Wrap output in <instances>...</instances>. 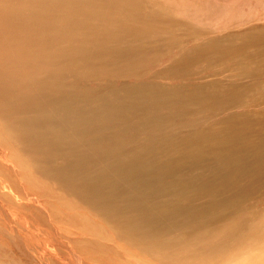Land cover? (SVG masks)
Wrapping results in <instances>:
<instances>
[{
    "label": "rangeland",
    "instance_id": "rangeland-1",
    "mask_svg": "<svg viewBox=\"0 0 264 264\" xmlns=\"http://www.w3.org/2000/svg\"><path fill=\"white\" fill-rule=\"evenodd\" d=\"M0 33V264H264V0H0Z\"/></svg>",
    "mask_w": 264,
    "mask_h": 264
},
{
    "label": "bare ground",
    "instance_id": "bare-ground-1",
    "mask_svg": "<svg viewBox=\"0 0 264 264\" xmlns=\"http://www.w3.org/2000/svg\"><path fill=\"white\" fill-rule=\"evenodd\" d=\"M74 8H75V7H74ZM70 9H71V8H70ZM53 11L55 12V10H53ZM70 11H71V10H70ZM51 12H52V10H51ZM60 14H61V13H60V10L58 9V12H57V20H60V19H61ZM19 15H21V14H19ZM53 15H54V13H53ZM16 16H18V15H16ZM55 16H56V15H55ZM18 17H19V16H18ZM18 17H16V18H18ZM24 19H25V17H24ZM16 20H17V19H16ZM21 20H22V19H21ZM12 21H14V20L12 19ZM27 21H28V20H27ZM65 21H66V20H65ZM15 23H16V22H15ZM15 23H13V24H15ZM27 23H28V22H27ZM29 23H30V22H29ZM31 23H33V22H31ZM64 23H65V22H64ZM232 23H233V22H232ZM17 24H18V23H17ZM17 24H16V25H17ZM21 24H22V23H21ZM24 24H26V23H24ZM24 24H23V25H24ZM19 25H20V24H19ZM3 26H4V25H3ZM21 26H22V25H21ZM24 26H25V25H24ZM39 26H40V25H39ZM15 27H16V26H14V29L18 28V27H16V28H15ZM19 27H20V26H19ZM59 27L62 29L63 26L59 24ZM31 28H33V27H31ZM6 29H8V28H6ZM11 29H12V28H11ZM11 29H10V30H11ZM37 29H38V28H37ZM41 29H42V28H41ZM23 30H24V29H23ZM27 30H28V29H27ZM31 30H33V29H31ZM34 30H35V29H34ZM62 30H63V29H62ZM8 31H9V29H8ZM12 31H13V30H12ZM25 31H26V30H24L23 32L25 33ZM89 31H90V30H89ZM10 32H11V31H10ZM14 32H15V31H14ZM14 32H13V33H14ZM27 32L30 33L29 31H27ZM27 32H26V33H27ZM33 32H34V31H33ZM33 32H32V33H33ZM95 32H97V30H96ZM8 33H9V32H8ZM8 33H7V34H8ZM13 33L11 32L10 34H13ZM32 33H31V35H32ZM40 33H41V32H40ZM0 34H1V33H0ZM7 34H6V35H7ZM18 34H19V33H18ZM34 34H35V32H34ZM36 34H37V32H36ZM97 34H99V33L97 32ZM102 34H104V33H102ZM102 34H101V35H102ZM20 35H21V34H20ZM73 35H74V34H73ZM82 35H83V34H82V31H81V32L79 33V36H78V39H79V40L82 39ZM105 35H106V34H105ZM108 35H109V34H108ZM17 36H18V35H17ZM25 36H26V35H25ZM34 36H35V35H34ZM48 36H50V35L48 34ZM54 36H55V35H54ZM74 36H75V38H76V35H74ZM97 36H98V35H97ZM99 36H100V35H99ZM55 37H56V36H55ZM57 37H58V36H57ZM59 37H60V36H59ZM109 37H110V36H109ZM20 38H21V36H20ZM28 38H31V37L28 36ZM45 38H46V37H45ZM52 38H54V37H52ZM72 38H73V37H72ZM83 38H86V41L88 40L87 42L90 41L89 38L86 37L85 35H83ZM87 38H88V39H87ZM96 38H97V37H96ZM101 38H102V37H101ZM114 38H115V36L113 37V39H112V38H109V39H106V40L109 41L110 43H112L113 46H114V45H120V42H119V41H120V37H116L117 40H115ZM18 39H19V38H18ZM25 39H26V37H25ZM34 39H35V38L32 39L33 43H34V41H35ZM39 39H41V38L39 37ZM76 39H77V38H76ZM94 39H95V38H94ZM97 39H98V38H97ZM57 40H58V39H57ZM118 40H119V41H118ZM20 41H21V40H20ZM37 41H38V40H37ZM74 41H75V43H76V41H78V40H75V39H74ZM23 42H24V41H23ZM26 42H27V41H26ZM97 42H99V40H98ZM28 43H31V42H28ZM35 43H36V42H35ZM47 43H48V42H47ZM83 43H85V42H83ZM100 43H102V42H100ZM21 44H22V43H21ZM39 44H40V43H39ZM44 44H45V43H44ZM87 44H88V43H87ZM87 44H86V45H87ZM23 45H24V44H23ZM32 45H33V44H32ZM60 45H61V44H60ZM62 45H63V44H62ZM62 45H61V46H62ZM76 45H77V43H76ZM81 45H82V44H81ZM94 45L97 46L98 43H97V44L95 43ZM110 45H111V44H110ZM29 46H30V45H28V47H29ZM39 46H40V45H39ZM43 46H45V45H43ZM69 46H70V45H69ZM87 46H88V45H87ZM102 46H103V45H100V44H99V48H100L101 51H102V48H103ZM41 47H42V45H41ZM41 47H40V48H41ZM88 47H90V46H88ZM18 48H19V46H18ZM42 48H43V47H42ZM45 48H47V46H45ZM54 48H55V47H54ZM65 48H66V47H65ZM96 48H97V47H95V49H96ZM105 48H106V47H105ZM20 49H21V48H20ZM30 49H31V48L29 47V51H30ZM90 49H91V48H90ZM93 49H94V48H93ZM26 50H27V47H26ZM67 50H68V49H67ZM87 50H89V49H87ZM2 51H3V50H2ZM4 51H5V50H4ZM21 51H22V49H21ZM23 51H25V50H23ZM35 51H36V49H35ZM39 51H40V49H39ZM44 51H45V49H44ZM54 51H55V50H54ZM5 52H6V51H5ZM25 52H26V51H25ZM25 52L20 53V54H18V53L15 54V56H13V57H14L13 59H10V58L8 57L7 60H8L9 65H11L12 68H15L14 65H16L18 62H20V58L22 59V56L25 54ZM40 52H41V51H40ZM73 52H74V51H73ZM81 52H82V51H81ZM8 53H10V52H8ZM27 53H28V52H27ZM33 53H34V52H33ZM78 53H79V52H78ZM91 53H95V50H94V52H91ZM91 53H89V54H91ZM11 54H12V53H11ZM36 54H37V52H36ZM36 54H35V55H36ZM49 54H50V49H46V52L42 54V58H43V59H41V60L39 59L40 64L44 65V63H45L46 61L52 59V58H50ZM52 54H53V53H52ZM89 54H86L85 57L90 58V59L93 61V64H95L96 66L102 64L103 61H101V59L104 58V57L101 58L99 55H98L97 57H91V56H89ZM28 55H29V54H28ZM30 55H31V54H30ZM1 56L3 57L4 55H1ZM7 56H9V55L7 54ZM10 56H11V55H10ZM38 56H39V54H38ZM11 57H12V56H11ZM32 57H33V56H32ZM32 57H31V60H32ZM74 57H75V56H74ZM79 57H80V56H79ZM24 58H25V57H24ZM49 58H50V59H49ZM109 58H110V57H109ZM2 59H3V58H2ZM2 59L0 58V60H2ZM69 59H71V58H69ZM97 59H98L99 61H101L100 64H96V63H94L95 60H97ZM117 59H118V58H117ZM3 60H4V59H3ZM57 60H58V59H57ZM65 60L67 61L68 59H66V57H65ZM109 60H110V59H109ZM112 60H113V58H112ZM27 61H28V60H27ZM54 61H55V60H54ZM59 61H62V60H59ZM69 61H70V60H69ZM114 61H115V60H114ZM118 61H119V60H118ZM39 62H35L34 60H32V63H34V64H39ZM51 62H52V61H51ZM116 62H117V61H116ZM5 63H6V62H5ZM61 63H62V62H61ZM85 63H86V62H85ZM34 64H33V65H34ZM68 64H69V63H68ZM73 64H74V63H73ZM80 64H81V63H80ZM38 66H39V65H38ZM103 66H104V65H103ZM19 67H20V65H19ZM59 67H60V66H59ZM62 67H63V66H62ZM81 67H82V66H81ZM84 67H85V66H84ZM86 67H87V66H86ZM86 67H85V68H86ZM40 68H41V67H40ZM52 68H53V67H52ZM52 68H51V69H52ZM91 68H92V67H91ZM34 69H35V68H34ZM36 69H38V68H36ZM63 69L65 70V72H69V71H70V67H69V65H67V63L64 64ZM63 69H62V70H63ZM21 70H22V69H21ZM64 70H63V71H64ZM48 71H49V70H48ZM53 71H54V70H53ZM48 73H49V72H48ZM49 74H50V73H49ZM49 74H48V75H49ZM15 75H16V74H15ZM40 76H41V75H40ZM5 80H6V79H5ZM29 82H30V81H29ZM53 82H54V81H53ZM56 82H57V81H56ZM58 82H59V81H58ZM60 82H61V81H60ZM67 82H68V81H67ZM63 83H64V82H63ZM52 84H53V83H52ZM58 85H60V84H58ZM61 85H62V84H61ZM25 89H26V87H25ZM30 89H31V88H30ZM30 89H29V91H30ZM75 89H76V88H75ZM21 90H23V87L21 88ZM36 91H37V90H36ZM39 91H40V90H39ZM73 91H74V90H73ZM30 92H31V91H30ZM42 92H43V94L36 95V96H34L33 94H29V93H22V97H20V99H21V98L23 99V102H22V103H25V104L27 103L28 105H30L29 102H30V103H31V102H35L36 99H37V100L39 99L40 101H41V100L43 101L44 97H45V99H46V96H47L48 98H51V97H53V96L56 95V94H53V93H52L53 91H49V92L42 91ZM32 93H33V91H32ZM20 94H21V93H20ZM27 95H28V96H27ZM29 95H31V96L29 97ZM73 95H74V96H73L72 101H71V102L68 101V102H69L68 104H64V103L62 102V103H63V104H62V105H63V108H62V109H63V111H66V113H67L68 111L71 112L72 110H75L74 108H78V107L80 106V104H79V103H80V102H79V100H80L79 97L76 95V93H74ZM9 96H11V94L8 95V97H9ZM15 97H16V96H15ZM26 97H27V98H26ZM28 97H29L30 99H29ZM101 97H102V96H101ZM114 97H115V95H114V96H111L110 98H108V101H109V99H110L109 102H111V100L114 99ZM58 98H59V100H60L61 95H60L59 97H57V100H58ZM45 99H44V100H45ZM10 100H11V99H10ZM12 100H13V99H12ZM104 100L107 101V99H104ZM118 100H119V99H118ZM6 101H8V99H7ZM64 101H65V99H64ZM16 102H17V99H16L15 103H16ZM48 102L54 103V102H55V99H54V98H51ZM48 102H47V104L49 105ZM98 102H99V101H98ZM98 102H97V103H98ZM101 102H102V100H101ZM109 102H108V103H109ZM35 103H36V102H35ZM51 103H50V104H51ZM82 103H83V102H82ZM82 103H81V104H82ZM10 104H11V103H10ZM54 104H55V103H54ZM85 104H87V103H85ZM106 104H107V103H106ZM109 104H110V103H109ZM82 105H83V104H82ZM44 106H45V105H44ZM85 106L87 107V105H85ZM98 106H99V105H98ZM52 107H53V106H51V108H52ZM83 107H84V106H83ZM39 108H40V107H39ZM46 108H47V107H46ZM84 108H85V107H84ZM99 108H103V107H99ZM109 108H110L109 106H106V107L103 108V109H109ZM45 110H46V109H45ZM47 110H48V108H47ZM55 110H56V109H55ZM77 110H78V109H77ZM117 110H118V109H117ZM52 111H54V109H53ZM52 111L50 110L51 113H53ZM80 111H81V110H80ZM96 111L101 112L102 109H97ZM2 112H3V111H2ZM5 112H7V110H6V111L4 110V113H5ZM48 112H49V111H48ZM55 112H57V110H56ZM55 112H54V113L52 114V116H50V117H52L53 119L55 118L56 120L60 121V120H61V119H60V116H61V115H60V116H57V114H56ZM58 112H59V111H58ZM78 112H79V111H78ZM109 112H112V113H113V114H111L110 117L113 116V117H116L117 120H120V112H119V113L114 112V111H109ZM79 113L81 114V112H79ZM6 114H7V113H6ZM34 114H35V113H34ZM37 114H38V113H37ZM47 114H48V113H47ZM107 114H109V113H107ZM21 115H22V114H21ZM73 115H75V114H73ZM81 115H82V114H81ZM28 117H29V116H28ZM83 117H84V116H83ZM101 118H102V117H101ZM45 119H46V118H45ZM59 119H60V120H59ZM26 120H27V119H26ZM42 120H43V119H41V121H42ZM51 120H52V119H51ZM62 120H63V119H62ZM100 120H101V119H100ZM100 120H99V121H100ZM31 121H32V119H31ZM41 121H40V122H41ZM5 122H6V121H5ZM42 122H44V121H42ZM47 122H48V120H47ZM64 122H65V120H64ZM44 123H45V122H44ZM44 123H43L42 125H44V126L48 125V126H49L48 123H47L46 125H45ZM51 123H52V122H51ZM51 123H50V124H51ZM55 123H57V122H55ZM65 123H66V122H65ZM40 124H41V123H40ZM57 124H58V123H57ZM61 124H62V123H61ZM37 125H38V124H37ZM39 126H40V125H39ZM51 126H52V125H51ZM115 126H116V124H115ZM123 126H124V125H123ZM42 127H43V126H42ZM59 127H60V126H59ZM96 127H97V126H96ZM116 127H117V126H116ZM46 128H48V127L46 126ZM51 128H52V127H51ZM51 128H50V129H51ZM66 128H67V126H66ZM48 129H49V128H48ZM123 129H124V128H123ZM53 130H54V129H51L52 132H54ZM100 130H101V129H100ZM55 131H56V129H55ZM66 131H67V130H66ZM29 132H30V130H29ZM52 132H51V133H52ZM60 132H61V131H59V133H60ZM33 133H34V132H33ZM116 133H118V132H116ZM116 133H115V134H116ZM53 135H54V134H53ZM57 135L60 136V134H57ZM57 135H56V136H57ZM51 136H52V135H51ZM54 136H55V135H54ZM48 137L50 138V133L48 134ZM119 137H120V136H118V138H119ZM49 138H48V139H49ZM56 138H57V137H56ZM61 138H62V137H61ZM65 139H66V138H65ZM112 139H113V138H112ZM41 140H42V139H41ZM116 140H117V139H116ZM116 140H115V141H116ZM12 141H13V140H12ZM23 141H24V140H23ZM112 141H113V140H112ZM48 142H49V141H48ZM48 142H47V143H48ZM51 142H53V141H51ZM117 142H119V140H118ZM54 143H55V139H54ZM40 144H41V143H40ZM110 144H111V143H110ZM112 144H113V143H112ZM114 144H116V143H114ZM53 146H55V145L53 144ZM112 146H113V145H112ZM115 146H116V145H115ZM37 147H38V146H37ZM87 147H88V146H87ZM116 147H117V146H116ZM52 148H53V147H52ZM63 149H64V148H62V150H63ZM94 150H96V149H94ZM94 150H93V151H94ZM53 151H54V150H53ZM101 151H102V150H101ZM19 152H20V151H19ZM55 152H56V151H55ZM47 153H48V152H47ZM47 153H46V155H47ZM97 154H98V153H97ZM42 155L44 156V154H42ZM99 155H100V154H99ZM47 156H48V155H47ZM52 156H53V155H52ZM65 156H66V154H65ZM70 156H71V153H70ZM55 157H56V156H55ZM73 157H74V156H73ZM127 157H128V155H127ZM57 158H58V157H57ZM121 158H122V157H121ZM53 159H54V158H53ZM126 159H127V158H126ZM128 159H129V158H128ZM128 159H127V160H128ZM59 160H60V159H59ZM61 160H62V159H61ZM67 160H68V157H67ZM69 160H72L71 157H70ZM69 160H68V161H69ZM106 160H107V159H106ZM123 160H124V159H123ZM127 160H125V161H127ZM62 161H63V160H62ZM125 161H123V165H124V163L126 164ZM77 162H78V161H77ZM63 163L66 164L65 162H63ZM63 163H62V164H63ZM171 163H172V162H171ZM177 163H178V162H177ZM55 164H56V163H55ZM64 164H63V165H64ZM119 164H120V163H119ZM119 164H118V165H119ZM121 164H122V163H121ZM174 164H175V163H174ZM185 164H187V163H185ZM111 165H112V164H111ZM176 165H177V164H176ZM178 165H179V164H178ZM188 165H189V163H188ZM112 166H113V165H112ZM179 166H181V165H179ZM70 168H71V167H70ZM72 169H73V168H72ZM63 171H64V170H63ZM127 171H128V170H127ZM136 172H137V171H136ZM64 173H65V172H64ZM70 173H72V172H70ZM112 173H113V172H112ZM123 173H124V172H123ZM68 174H69V173H68ZM68 174H67V175H68ZM67 175H66V176H67ZM77 175H78V174H75V176H77ZM116 175H117V174H116ZM68 176H69V175H68ZM68 176H67V178H69V177L72 176V175H70L69 177H68ZM78 176H79V175H78ZM80 176H81V175H80ZM80 176H79V177H80ZM112 177H113V176H112ZM83 179H84V177H83ZM88 179H89V178H88ZM95 179H96V178H95ZM79 180H80V179H79ZM112 180H113V179H112ZM120 180H121V179H120ZM122 180H123V178H122ZM81 181H83V180L81 179ZM110 181H111V180H108V181H107L108 184H109ZM89 182H90V181H89ZM119 182H121V181H119ZM68 183H69V182H68ZM89 184H90V183H89ZM102 184H103V182H102ZM104 184H105V183H104ZM104 184H103V185H104ZM115 185H116V184H115ZM96 188H97V187H96ZM101 188H102V187H101ZM101 188H100V190H101ZM106 188H107V187H106ZM115 189H116V187H115ZM138 189H139V188H138ZM109 190H111L110 187H109ZM101 191H102V190H101ZM111 191H112V190H111ZM102 192H103V191H102ZM109 192H110V191H109ZM107 193H108V192H107ZM134 195H135V194H134ZM150 211H151V210H150ZM151 213H152V212H151ZM154 213H155V212H154ZM152 218H153V217H152ZM147 222H148V221H147ZM153 223L155 224V222H153ZM155 227H156V226H155ZM153 228H154V227H153ZM157 228H158V227H157ZM173 253H174V252H173ZM177 253H178V252H177ZM177 253H176V254H177ZM166 254H168V253H166ZM167 256H168V255H167ZM169 257H170V256H169ZM168 259H169V258H168ZM177 260L179 261V258H178V257H177ZM170 261H172L171 258H170ZM228 261L230 262V260H228ZM164 262H165V261H164ZM174 262H175V261H174ZM181 262H182V261H181ZM182 264H184V263H182ZM203 264H204V263H203ZM212 264H225V263L219 262V263H212Z\"/></svg>",
    "mask_w": 264,
    "mask_h": 264
}]
</instances>
